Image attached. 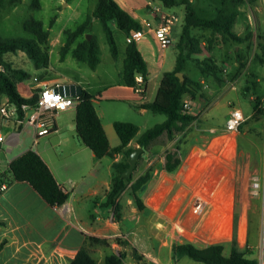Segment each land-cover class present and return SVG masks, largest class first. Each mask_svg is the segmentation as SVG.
Here are the masks:
<instances>
[{"label": "rangeland", "instance_id": "374dc122", "mask_svg": "<svg viewBox=\"0 0 264 264\" xmlns=\"http://www.w3.org/2000/svg\"><path fill=\"white\" fill-rule=\"evenodd\" d=\"M149 1H153L154 4L160 5L167 10H173L179 15V20L175 24V41L171 45L165 48H157V41L152 36L149 37L152 39V42L155 41L154 51L159 59V63H163L162 70H168L175 63L177 52L175 43L178 40L184 21L185 4L179 3L173 7H166L160 0H137L136 13L141 18L146 17L149 19L153 26L156 25V21L149 10ZM190 1L197 4L200 12L206 14H214L216 12L215 7L220 3V0ZM33 2L34 0H21L17 5H10L0 10V32L4 36H25L28 33L23 28L24 19L31 15L41 19L44 22V26L51 31L50 64L47 68L38 69L24 51L6 53L5 58L8 61H11L14 66L23 67L30 71L32 74L31 80L33 76L44 73L47 77L54 79L80 81L82 85L96 96L100 91L103 92L111 86L124 83L122 72L127 35L116 24H114L113 32L120 52L118 58L113 56L102 23L97 17H93L88 31L78 37L76 41L78 42L82 38L88 37V34H91V37L93 35L97 37L101 52V61L97 67L92 68L87 62L76 59L72 55L71 50L65 56L62 53V47L66 42L65 29H75L79 24L84 22L92 14L98 0H39V7H33ZM234 29L243 36L249 35L248 39L243 42H237L235 40H225L222 36H219L213 51L207 49V43H205V39L211 31L208 29L198 31L200 35H204V42H202L203 51L198 56L213 55L217 63L223 67L224 63H228L227 66L230 69L225 70L223 68L222 72L225 81L233 79L235 77H233L234 70L244 68L242 62H247L246 60L251 57L254 59L252 66L262 70V64L257 60V56L263 51L261 43H264V0H248L242 3L239 6V14L234 23ZM139 47L144 48L142 43L141 45L139 43ZM235 47L240 50L239 56L235 53ZM186 72L193 77H197L200 73L198 67L191 61L188 62ZM51 81L54 80L51 79ZM254 81L252 78L247 79L244 76L237 82V89L229 88V83H226L225 86L224 84H217L213 79L203 81L206 90L204 102L209 101L204 106L207 108L206 112L204 115L203 113L201 114L203 117H199L193 121L191 127L184 134L179 133L174 139L168 141L169 147L172 148L178 140H181L184 157L180 168L176 172L161 173V153L146 154L143 156L140 164H137L132 173L134 178L139 175L142 169H147L151 166L154 169L157 168L159 171L154 172L153 177L149 180L147 184L149 191L145 194L144 190L142 193L147 201L155 205L157 214L147 217V213L140 210L137 216H133L126 221L127 225H134L135 231L134 234L130 235V238L135 242L136 247L143 249L145 248V243H147L150 249L156 247V236L165 245H170L173 240L189 239L188 237L194 238V242L198 245H204L206 241L214 242L216 241L214 239L218 238L216 233L219 230L227 226L231 228V224L227 221V216L231 214L233 224V220L238 219L241 214L242 201L250 199L253 201L250 214L252 218H256L250 228V237H254L255 241V237L257 234L259 235L260 241L256 251L259 255V264H263L264 187L261 186L259 193L254 194L252 186L253 178L255 177L253 164L256 161L251 160L248 163L246 155L236 150V142L234 150L228 149L225 141L214 144V140L217 138L223 140L230 137L227 134L215 138L212 142L215 132L226 131L224 126L227 112L233 103L242 109L244 115L254 110V96L261 95L264 92V79L260 80V84L255 90L253 89L256 87ZM247 85H250L251 89L249 91L245 90ZM156 87L157 83L150 82L148 90L150 99L155 98ZM95 105L99 112L103 114L105 122L112 119L136 123L139 126L137 136L154 124L164 121L167 117L166 114L154 112L151 109H147L146 112L141 113L140 108L135 103L126 99H108L103 97L100 101H96ZM75 112V108L59 112L57 120L63 126L61 132L43 135L35 144L36 137L34 131L23 124L21 141L11 151L5 150L7 148V144L4 143L5 141L2 144V147L5 149L0 148V160L2 161L0 170L7 165L9 159L21 152L24 146L28 144L29 146H33L34 149L39 150L49 162H52V165L56 161L57 163L60 161L61 171L72 177V183L66 184L69 190H72L73 186L79 185V182L82 181V172L91 167L100 169V179L104 181L110 179L108 163L112 161L111 156H106L102 162L91 166L90 159L86 154L89 148L85 146H82L83 148L73 155L65 151L64 153H60V147L57 144L60 135L75 136L78 140L80 139L79 141H82L75 128H71V123L75 120ZM243 123L240 124L239 130H241ZM212 126L221 128L214 132L207 130V128ZM243 126L248 127L250 123ZM3 132L7 137L9 129L3 127ZM113 132L114 137L112 141H120L114 127ZM233 137L236 141L235 135ZM239 140L241 145L245 146L246 135H241ZM223 144H225L226 148ZM190 154L194 156V160L189 164L188 162L186 163V158ZM224 169L223 180L225 181L221 187L216 188L214 185L219 181L216 173ZM93 180L97 182V177H94ZM148 192L150 195H148ZM129 197H131V194L128 189L122 199L123 202H126ZM199 197H203L209 201L202 214H198L195 211V204ZM93 199L95 200V197ZM88 203L90 206L86 209V214L88 221L91 222L88 209L93 212L95 203L92 200ZM134 204H136L135 201ZM255 207L256 210H254ZM97 209L107 211L102 206H97ZM124 212L128 215L131 214L129 207H125ZM114 218L118 219L117 212L115 211ZM178 225H182L183 229ZM122 226L126 227L125 224H122ZM212 227H216L213 232L211 230L208 233L205 232L204 229L208 230ZM155 228L158 235L155 233ZM151 233L152 236L150 237ZM128 249V255L125 258L124 264L144 263L145 260L139 262L134 258L131 247ZM156 254L161 264H205L188 257H182L174 262L172 261V248L168 246H160Z\"/></svg>", "mask_w": 264, "mask_h": 264}, {"label": "trees", "instance_id": "16d2710c", "mask_svg": "<svg viewBox=\"0 0 264 264\" xmlns=\"http://www.w3.org/2000/svg\"><path fill=\"white\" fill-rule=\"evenodd\" d=\"M160 1L166 7H173L179 3L185 4L184 21L175 43L177 49L176 62L173 69L163 72L155 98L151 101L142 102L139 106L149 108L154 112L164 113L167 115L166 119L147 128L139 136H137L139 126L136 123L115 120L114 128L121 142L117 146H111L95 105V95L87 89H83L77 95L79 102L76 106V131L84 144L91 148L98 158L106 155L114 158L120 152H123L125 156L122 160L113 162L112 184L106 198V204L113 205L115 211H118L121 206L119 201L121 194L128 188L138 208L144 209L142 193L154 175L153 166L145 169L136 178L133 177V174L131 176L123 175L130 164L129 155L136 148L129 145L131 140L137 136V143L144 147V152L138 160V164H140L143 154L147 151L151 152V147L155 143H166L174 139L177 134H184L191 127L193 121L198 119V115L184 109V103L186 100L196 101L199 98H206L203 80L213 79L220 85L225 82L222 75L224 67L217 63L213 55L198 56L203 51L202 42H204V35H200L198 31L207 29L211 31L205 39L206 47L210 51L214 50V45L219 36L225 40L237 42L246 41L249 36H243L234 29V23L239 14V6L248 0H220V3L215 7L216 12L214 14L200 12L197 4L190 0ZM20 2L21 0H0V10ZM39 5V0H34L32 6L39 7ZM93 17L100 19L110 50L115 58L119 56V47L113 32L114 24L128 36L135 29L144 28L142 21L118 0H98L92 14L84 22L75 29H65L66 42L62 47L63 56L71 50L76 59L87 62L92 68H96L101 61L100 44L97 37L93 35L91 38L84 37L80 41H76L78 37L88 31ZM23 28L28 35L4 36L0 32V102L4 96H8L12 102L19 106L23 103L34 105L38 93L35 92L28 96L20 91L18 84L30 79L32 74L23 67L14 66L11 61L5 58L6 53L24 51L31 58L35 67L40 69L49 66L51 48V31L44 26L41 19L31 15L24 19ZM261 45L264 51V43ZM235 53L240 55V50L236 47ZM189 61L198 67L200 73L197 77L186 72ZM242 65L245 67L246 62L243 61ZM148 71V64L138 47L137 41L130 39L126 45L124 57L122 72L124 83L140 88L141 92H144L149 78ZM178 71L184 72L183 80L177 75ZM139 74L143 76L141 82L136 78ZM37 77L41 80L52 78L47 77L44 73H39ZM254 83L256 86L257 81L255 80ZM250 89V85H247L245 90L249 91ZM254 99L255 106L252 119L259 120L264 116L262 97L258 94ZM182 149L181 140H178L174 147L166 149L163 163V168L166 171L176 172L180 168L184 157ZM16 180L29 182L52 205L60 206L69 198V192L58 182L47 162L33 148L13 158L8 169L0 173V191L4 182L10 184ZM6 224L7 221L0 218V225ZM236 224L237 218L235 219V228ZM117 240L120 244H129L128 240L120 237ZM6 242L7 239H4L0 243V249ZM93 242L110 246V242L106 238L89 236L88 244L81 246L75 256L69 259V264H124L127 251L123 249L111 250L106 254L103 262L98 261L90 247ZM172 251L175 259L188 257L205 264H259L258 258L249 256V253L253 252L249 247H246L245 250L239 248L236 231L234 238L230 241H215L204 245H198L189 239L176 240L172 245ZM132 253L139 262L145 260L142 264H157L154 261H147L136 247H132Z\"/></svg>", "mask_w": 264, "mask_h": 264}, {"label": "crops", "instance_id": "0c3cea01", "mask_svg": "<svg viewBox=\"0 0 264 264\" xmlns=\"http://www.w3.org/2000/svg\"><path fill=\"white\" fill-rule=\"evenodd\" d=\"M125 8L130 10L134 16L139 18L141 21L147 19L146 17L141 18L136 13L135 7H137V0H118ZM149 7V6H148ZM149 10L151 11L150 7ZM253 10V9H252ZM173 11V10H169ZM255 11V10H253ZM175 12V11H174ZM175 31V25L173 29V38ZM127 43L130 41V37L127 35ZM152 39H142L138 40L137 44L139 47V43L143 45L144 48H140L147 64H148V72L149 78L147 81V86L144 92L138 90L133 86L126 85L125 83L119 84L117 86H111L108 89H105L103 92H99L98 95H95L94 101H100L103 97L108 99H126L135 103L139 108L141 113L146 112L147 109L145 107L139 106L140 103L145 101H151L150 96L148 94L150 82L157 83V88L160 84V80L162 74L165 70H162L163 63H159V59L154 51L155 41H151ZM154 40V39H153ZM159 46L157 45V48ZM161 48V47H159ZM120 53V52H119ZM177 54V52H176ZM262 55V56H261ZM125 57V56H124ZM262 58V59H261ZM257 60L262 64V70L258 68H254L253 61L254 59L251 57L247 59L246 66L241 70H234L233 79L231 78L228 81L224 82V86L226 83H229V88L237 89V82L240 81L244 76L248 78H252V80H256V88L260 84V80L264 79V51L257 56ZM176 62V59H175ZM228 63H224V69L228 70L230 67L227 66ZM175 63L171 69H173ZM169 70V69H168ZM32 78V77H31ZM27 79L18 84L20 91L23 94L29 95V84L32 83L33 79ZM60 80L59 78H49L45 81ZM63 82H75L80 84L83 89H87L84 85L81 84L80 81L73 80H60ZM204 81V80H203ZM256 88H253L254 90ZM88 90V89H87ZM90 91V90H88ZM91 92V91H90ZM92 93V92H91ZM156 96V94H155ZM98 97V98H97ZM253 97V96H252ZM255 97V96H254ZM262 104L264 106V92L261 94ZM206 98H199L194 102L193 113L198 115L199 117H203L201 114L206 112L204 106H206L207 102H204ZM209 102V101H208ZM236 106L234 103L230 106L227 117L231 110V107ZM208 107V106H207ZM238 107V106H236ZM240 108V107H239ZM76 110V108H75ZM104 128L107 132V135L110 140L111 146H117L120 144V141L113 142L112 139L114 137L113 127L115 120H108L105 122L103 120V114L99 112ZM254 114V110L249 114L245 115V120L243 121V125L250 123V126L241 127V130L237 131H229L226 128L225 132H215L213 134L212 142L217 137H222L224 135L233 136L236 138V150L243 152L247 159L248 163L251 160L256 161L253 164L254 174L256 177L260 179L261 186L264 187V120L263 117L261 119H252V115ZM76 118V112H75ZM227 119V118H226ZM18 120H8L3 122V127L9 129V134L5 139V144H7V148L5 149L1 145L0 148H3L7 151H11L14 146H16L21 141V130L23 124L21 123L19 128L17 129ZM26 127V126H25ZM63 126L59 124L57 120V130L53 132H61V128ZM223 127V126H222ZM225 127V126H224ZM71 128H75L76 130V120L71 123ZM221 127H210L207 130L214 132ZM52 132V133H53ZM77 132V131H76ZM50 134V133H49ZM241 135H246L245 146H242L239 140ZM40 138V137H39ZM120 138V137H119ZM39 140V139H38ZM80 140V139H79ZM77 137L72 136H61L58 140V145L60 147V153L69 152V154L73 155L75 152L81 150L85 146L89 148L83 141H79ZM82 140V139H81ZM36 139L34 144L36 143ZM3 144V143H2ZM83 144V145H82ZM130 146L138 147L140 146L137 143V138L132 139ZM226 148L225 144H223ZM157 147V149H156ZM33 148V146H29L28 144L24 146V148L15 155L13 158L17 157L24 151ZM169 147V143H161L157 142L151 147V152H145L146 154H158L161 153L160 156V165H161V173H169L163 168V163L165 159V151ZM34 149V148H33ZM155 149V151H154ZM36 150V149H35ZM85 150V149H84ZM87 150V149H86ZM43 159L47 162L51 170L53 171L56 179L60 184L63 185L66 191L69 192L68 200L60 205L55 206L50 204L29 182L27 181H13L10 184L4 182L7 187L0 191V218L7 221L6 225H0V243L7 239V242L0 249V264H69V259L77 253V251L81 248L82 245L88 244L89 236H97L100 238H106L110 242V246H107L103 243L93 242L90 244V247L93 251L94 257L97 258L98 261L103 262L105 260L106 254L111 250L119 251L120 249L126 250L127 255L129 251V247H136L135 242L130 238L131 234H134V225L126 224V221L133 217L137 216L138 212L141 210L142 212L147 213V217L153 216L156 213L155 205L145 199V196L142 195L143 202L145 204L144 209H139L136 204H134V199L131 197L127 198L126 202H123V197L125 196L127 190L126 189L120 196V208L118 211L114 210L113 205L106 204L107 193L112 184V176H113V162L117 160H122L124 158V153H118L114 158L112 157V161L108 163L109 175L110 179L103 180L100 179L101 171L100 169L88 168L82 172V181L79 182L78 186H73L72 190L66 186L67 183H72V177L69 174L63 173L61 171L60 161H57L52 165V162H49L39 150H36ZM153 151V152H152ZM233 153V152H232ZM88 158L90 159L91 166L96 165L98 162H102L106 156L98 158L94 151L89 148V151H86ZM9 159L7 165L0 170V173L6 171L8 169L10 161L13 159ZM64 158V156H63ZM193 158V159H192ZM194 160L193 155H188L186 158V163L189 164ZM0 160V164H1ZM7 167V168H6ZM112 169V171H111ZM146 168L142 169L139 173L142 174ZM159 171L157 168L154 172ZM224 170L218 171L216 176L219 178V181L215 183V187L219 188L222 186L225 180L224 179ZM171 173V172H170ZM138 175V176H139ZM91 179H89L90 177ZM137 176V177H138ZM94 177H97V182L93 180ZM209 177V176H208ZM136 178V177H135ZM78 182V180H77ZM149 191V186L145 189L144 193L146 194ZM148 195L150 193L148 192ZM95 197V200L93 199ZM150 198V197H149ZM92 200L95 203V209L93 212L88 209V215L91 218V222L87 219L86 209L89 208V201ZM207 202H209L207 200ZM252 200H243L242 201V210L241 214L237 219V224L235 228V221L231 218V233L218 237L214 240L222 241H230L234 238V232L236 231V237L238 246L240 249L245 250L246 247H249L251 251L249 256L256 257L259 259V255L257 254L256 249L259 246V235L251 238L250 237V228L253 222H255L256 218H252L250 214V209L253 207ZM255 204V203H254ZM257 205V204H256ZM255 205V206H256ZM97 206H102L107 211L98 210ZM264 206V202H263ZM125 207H129L131 214H126L124 212ZM257 207V206H256ZM256 207L254 210H256ZM264 208V207H263ZM114 211L117 212L118 219L114 218ZM149 223V222H148ZM122 224H125L126 227H123ZM216 227H212L210 229H204L206 233L209 230L213 232ZM151 232V231H150ZM155 233L158 235L157 230L155 228ZM152 233L150 234V237ZM120 237L124 240H128L129 244H120L117 238ZM157 243L156 247L150 249L145 243V248L138 249L140 253H142L148 261H154L156 263H160L159 258L156 256L159 251L160 246H168L172 248L173 243L176 241H172L170 245H165L160 239L156 236ZM189 240L194 241V238L188 237ZM213 241V240H211ZM215 242V241H214ZM211 243V242H207ZM264 247V240H263ZM264 253V248H263ZM134 256V255H133ZM135 258V257H134ZM180 259V258H178ZM178 259L173 257L172 251V261L176 262ZM201 263V262H200ZM171 264V263H169ZM263 264H264V256H263Z\"/></svg>", "mask_w": 264, "mask_h": 264}, {"label": "built area", "instance_id": "2783aa9c", "mask_svg": "<svg viewBox=\"0 0 264 264\" xmlns=\"http://www.w3.org/2000/svg\"><path fill=\"white\" fill-rule=\"evenodd\" d=\"M148 6L151 9L156 25L153 26L149 19H145L142 21L144 28L133 30L129 37L138 41L152 36L159 47L165 48L171 45L174 40L173 29L179 20V15L174 11H169L160 5L154 4L153 1H149ZM136 78L139 82L143 81L141 74L137 75ZM64 83L60 80L45 81L33 76V81L29 84V95H33L35 92L38 93L37 101L34 105L23 103L19 106L17 103L12 102L8 96H4L0 102V147L6 139L2 125L4 121H21L22 124L34 131L36 141H38L39 137L57 130L58 113L76 108L79 102L77 95L67 92ZM137 89L141 90L140 88ZM184 109L192 112L194 102L186 100ZM244 120L245 115L242 109L233 106L225 121V128L229 131H237ZM252 186L254 194H258L261 187L258 177L255 176L253 178ZM6 187L5 183L1 185V189ZM207 203L205 198L199 197L195 204V211L198 214H202Z\"/></svg>", "mask_w": 264, "mask_h": 264}, {"label": "water", "instance_id": "95a60500", "mask_svg": "<svg viewBox=\"0 0 264 264\" xmlns=\"http://www.w3.org/2000/svg\"><path fill=\"white\" fill-rule=\"evenodd\" d=\"M88 38H91V34H88ZM177 75L183 80L185 77V74L183 71H178ZM64 85L66 86L67 92L72 95H78L83 91V87L80 84H77L75 82H65ZM21 124V121H18L17 129L19 128ZM144 152V147L138 146L136 147L129 155V166L128 168L123 172V175L131 176L133 173V170L136 168L138 164V160L141 156V154Z\"/></svg>", "mask_w": 264, "mask_h": 264}, {"label": "bare ground", "instance_id": "6f19581e", "mask_svg": "<svg viewBox=\"0 0 264 264\" xmlns=\"http://www.w3.org/2000/svg\"><path fill=\"white\" fill-rule=\"evenodd\" d=\"M222 141H225L226 142V144L228 145V149H230V150H234V148H235V139H234V137L233 136H230V137H228V138H224L223 140H221L220 138H217L216 140H214V144H219V143H221ZM227 221H228V223L230 224V221H231V214H229L228 216H227ZM232 222V221H231ZM181 229H183L182 228V225L180 226V225H178ZM231 233V230H230V227L229 226H227V227H225L224 229H221V230H219L217 233H216V236L217 237H222V236H226V235H228V234H230Z\"/></svg>", "mask_w": 264, "mask_h": 264}]
</instances>
